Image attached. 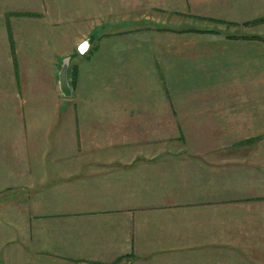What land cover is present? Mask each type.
<instances>
[{
	"label": "crops",
	"instance_id": "1",
	"mask_svg": "<svg viewBox=\"0 0 264 264\" xmlns=\"http://www.w3.org/2000/svg\"><path fill=\"white\" fill-rule=\"evenodd\" d=\"M262 17L0 0V264H264Z\"/></svg>",
	"mask_w": 264,
	"mask_h": 264
},
{
	"label": "rangeland",
	"instance_id": "2",
	"mask_svg": "<svg viewBox=\"0 0 264 264\" xmlns=\"http://www.w3.org/2000/svg\"><path fill=\"white\" fill-rule=\"evenodd\" d=\"M170 25L175 26L176 23L170 22L168 24V27H169V30L168 31H170V32L173 33V31H171L173 27H171ZM203 31L204 30H202V29H192L191 30V32H193V33H201ZM179 32H181V30L180 31H175V33H179ZM175 33H173V34L176 36ZM82 46H83V43H81L80 45L77 46V52L80 53V54H85V52L87 50V46L84 47L83 49L81 48ZM72 57H73L72 54L71 55H66V56L62 57L61 61L59 62V65L62 68L64 61H68V69H67L68 83H69L71 89H74L75 88V85H76V73L73 72V68L74 67H73L72 61H71ZM74 77H75V80H74ZM36 129H41V128L38 126V127H36ZM110 264H136V263H135V261L132 258H129L128 257V258L121 259L120 261H117L115 263H110Z\"/></svg>",
	"mask_w": 264,
	"mask_h": 264
},
{
	"label": "water",
	"instance_id": "3",
	"mask_svg": "<svg viewBox=\"0 0 264 264\" xmlns=\"http://www.w3.org/2000/svg\"><path fill=\"white\" fill-rule=\"evenodd\" d=\"M68 61H64L59 73V88L63 96L71 97L72 91L67 78Z\"/></svg>",
	"mask_w": 264,
	"mask_h": 264
},
{
	"label": "trees",
	"instance_id": "4",
	"mask_svg": "<svg viewBox=\"0 0 264 264\" xmlns=\"http://www.w3.org/2000/svg\"><path fill=\"white\" fill-rule=\"evenodd\" d=\"M258 21H264V17H262L261 19H258ZM254 22H257V21H254ZM73 72L75 73L74 68H73ZM74 80H75V77H74Z\"/></svg>",
	"mask_w": 264,
	"mask_h": 264
}]
</instances>
